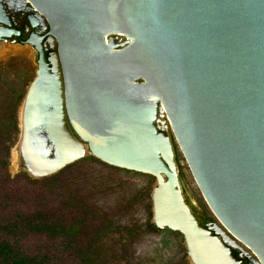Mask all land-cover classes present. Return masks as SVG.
<instances>
[{"label":"water","instance_id":"obj_1","mask_svg":"<svg viewBox=\"0 0 264 264\" xmlns=\"http://www.w3.org/2000/svg\"><path fill=\"white\" fill-rule=\"evenodd\" d=\"M25 1L47 35L27 42L17 170L94 157L151 176L152 224L182 235L190 264H241V246L264 264V0ZM15 34L0 3V46ZM174 140L222 227L189 208Z\"/></svg>","mask_w":264,"mask_h":264},{"label":"rangeland","instance_id":"obj_2","mask_svg":"<svg viewBox=\"0 0 264 264\" xmlns=\"http://www.w3.org/2000/svg\"><path fill=\"white\" fill-rule=\"evenodd\" d=\"M36 58L37 54L32 47H19L10 43H4L0 46V64L4 66L14 64L16 74L17 71H26L29 78L27 88L35 78ZM15 73L11 76H14ZM21 107L22 105L18 112V119ZM165 120L167 121L166 117ZM20 134L21 131L15 146L11 149L7 166L8 175L0 168V220L16 214L31 216L42 213L44 221H47L48 217L49 222L65 226L68 229H71L76 223L78 224V221H83L80 227L73 230L74 234L66 236V239L52 238L47 234L25 235L21 241L25 249L32 254L39 253L41 250L43 252H47V249L52 250L55 252L57 264H101L100 259H97L99 258L98 254H102V252L108 254L102 256L103 261L111 254L108 253L109 251L118 248L120 254L127 257L126 254L131 251V246L125 234H121L118 230V235H113L110 241L105 237L96 242L95 230L104 222L103 217L111 218L116 229L119 228L118 224L128 226L137 222V212L144 210L145 200L140 192H133L130 195L136 188L130 183L134 184L139 180L132 175L128 176L96 165L88 160L90 157L69 166L72 167L71 170L67 167L52 177L34 179L28 173L17 170L13 163L12 152L19 142ZM174 143L179 175L189 208L201 224L210 221L221 226L207 205L175 140ZM68 169L70 171L65 173ZM53 177L55 180L51 181L50 179ZM91 178L94 180V184L99 182L101 185L97 184L98 187L95 188L86 186L85 183L91 181ZM99 178L100 180L97 181ZM140 182L143 183V181ZM131 201L136 207L134 211L130 208ZM92 211L99 212V215H95ZM114 227L109 229L114 231ZM136 248L143 251L140 246H136ZM90 249L95 252V256L91 262H88L80 256V253ZM171 251L170 249L168 254ZM176 253L178 252L173 249L171 258ZM114 254L117 255L116 251ZM175 258H173L174 261ZM118 262L120 263V260Z\"/></svg>","mask_w":264,"mask_h":264},{"label":"trees","instance_id":"obj_3","mask_svg":"<svg viewBox=\"0 0 264 264\" xmlns=\"http://www.w3.org/2000/svg\"><path fill=\"white\" fill-rule=\"evenodd\" d=\"M15 68L14 64L7 66L0 64V168L6 175H8L7 166L11 149L15 146L20 133L18 112L25 99L27 83L29 82L28 73L26 71H17L16 74L14 72ZM12 72L15 73L14 76H11ZM88 160L96 165H101L128 176L132 175L138 179L137 183H130V185L136 186L130 195L133 192H140L145 200L144 210L137 212L136 218L138 217V220L136 223L128 226L118 224L119 228L116 229L114 227L116 225L111 218L103 217L104 222L95 230L96 242L105 237L110 241L119 230L128 239L131 251L126 254L127 257L120 254L119 248L109 251L108 253L111 254L103 261L102 256L108 254L102 252V254H98L99 258H97L100 259L101 264H189L186 259L188 256L182 235L170 230H159L152 224L153 206L151 192L155 179L148 175L111 167L94 157H90ZM69 169L71 170L72 167H69ZM69 169L65 173H68ZM55 177L50 180L54 181ZM90 180L85 183L86 186L95 188L98 187L97 184L101 185L99 182L94 184L95 182L92 178ZM99 180L100 178L97 181ZM140 181H143V183ZM130 208L133 211L136 210L132 201ZM92 213L99 215V212L92 211ZM42 217V213L31 216L16 214L10 218L0 220V264H57L55 252L52 250L47 249V252L41 250V252L36 254L29 253L21 244L24 236L29 234H47V236L52 238L66 239V236L74 234L73 230L76 227H80L83 221H78V224L76 223L71 229H68L65 226L49 222L48 217L47 221H44ZM113 227L114 231L109 229ZM21 229L24 232L20 231ZM136 246H140L143 251H139ZM170 249L178 252L172 258V251L168 254ZM115 251L117 255L114 254ZM94 254L95 252L90 249L80 253V256L85 261L91 262L95 256ZM173 258L176 260L174 261ZM119 260L120 263L118 262Z\"/></svg>","mask_w":264,"mask_h":264},{"label":"flooded vegetation","instance_id":"obj_4","mask_svg":"<svg viewBox=\"0 0 264 264\" xmlns=\"http://www.w3.org/2000/svg\"><path fill=\"white\" fill-rule=\"evenodd\" d=\"M0 3L4 5L7 14L9 15L12 23V29L17 32V34L8 39L7 43L19 47H32L31 45L27 44L29 40L35 39V41H37L41 37H45L47 35L46 20L37 12H34L31 8L32 6L27 4L25 0H0ZM113 38L116 39L119 43L125 41V39L122 37L117 38L116 36H113ZM44 46L48 58L53 59L55 51L52 47L51 42L46 40L44 42ZM32 49L34 50V52H36L33 47ZM36 54V64L38 65L39 55L37 52ZM200 225L208 229L213 225V223L210 221H206L204 224L200 223ZM222 240L224 239L222 238ZM229 248L231 249L233 258H235L241 264H255L254 255L247 248L245 249L244 246H241L239 248Z\"/></svg>","mask_w":264,"mask_h":264},{"label":"bare ground","instance_id":"obj_5","mask_svg":"<svg viewBox=\"0 0 264 264\" xmlns=\"http://www.w3.org/2000/svg\"><path fill=\"white\" fill-rule=\"evenodd\" d=\"M20 154H19V152L18 151H16V153L14 154V161H13V163H14V166H15V168L16 169H18V167H20Z\"/></svg>","mask_w":264,"mask_h":264}]
</instances>
